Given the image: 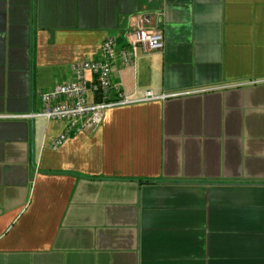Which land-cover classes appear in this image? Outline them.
I'll use <instances>...</instances> for the list:
<instances>
[{"label":"crops","instance_id":"obj_1","mask_svg":"<svg viewBox=\"0 0 264 264\" xmlns=\"http://www.w3.org/2000/svg\"><path fill=\"white\" fill-rule=\"evenodd\" d=\"M162 51L120 57L131 99L93 135L0 119V264H264V0H0V115L126 46L130 19Z\"/></svg>","mask_w":264,"mask_h":264},{"label":"built area","instance_id":"obj_2","mask_svg":"<svg viewBox=\"0 0 264 264\" xmlns=\"http://www.w3.org/2000/svg\"><path fill=\"white\" fill-rule=\"evenodd\" d=\"M126 46L118 53L116 40L108 38L102 46L100 60L77 61L71 69L72 82L56 85L40 94L42 109L25 115H0V119L32 121L37 118L64 124V131L55 139L52 149L58 151L71 137L81 133L95 134L102 126L106 112L136 103L164 100L177 95L155 96L148 91L141 99H131L113 83L114 63L120 57L126 67L135 65L138 49L147 53L162 51L165 47L161 30L149 29L142 16L130 19Z\"/></svg>","mask_w":264,"mask_h":264}]
</instances>
